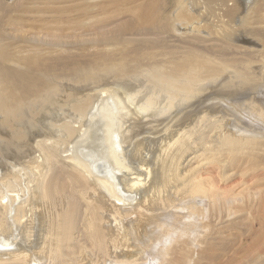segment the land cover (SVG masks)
I'll list each match as a JSON object with an SVG mask.
<instances>
[{"label":"bare ground","instance_id":"1","mask_svg":"<svg viewBox=\"0 0 264 264\" xmlns=\"http://www.w3.org/2000/svg\"><path fill=\"white\" fill-rule=\"evenodd\" d=\"M0 264H264V0H0Z\"/></svg>","mask_w":264,"mask_h":264},{"label":"rangeland","instance_id":"2","mask_svg":"<svg viewBox=\"0 0 264 264\" xmlns=\"http://www.w3.org/2000/svg\"><path fill=\"white\" fill-rule=\"evenodd\" d=\"M63 106L61 107V108H59V109H54L53 111H54V113H55V111H56V113L55 114H57V115H60V111H62L63 110ZM62 109V110H61ZM65 110V111H64ZM64 110L61 112V114H63L64 112H65V114H67L68 113V111H67V109H65L64 108ZM59 111V112H58ZM58 112V113H57ZM62 116V115H61ZM19 169V166H18V168H16V170H18ZM13 171H15V170H13ZM12 171V172H13ZM11 172V171H10Z\"/></svg>","mask_w":264,"mask_h":264}]
</instances>
